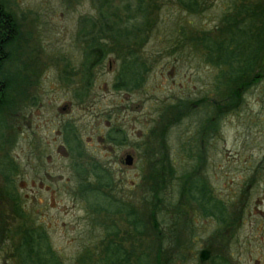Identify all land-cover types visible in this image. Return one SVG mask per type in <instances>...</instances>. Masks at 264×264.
<instances>
[{"label":"rangeland","instance_id":"1","mask_svg":"<svg viewBox=\"0 0 264 264\" xmlns=\"http://www.w3.org/2000/svg\"><path fill=\"white\" fill-rule=\"evenodd\" d=\"M157 1L165 3L152 37L145 45L131 48L141 59V68L136 69L138 73L135 68L125 70V77L136 73L140 83L116 90L113 83L123 69L122 61L113 54L96 66L92 83L85 84V89L72 68H68L71 78H62L67 76L61 72L65 59L75 68L83 62L80 21L94 15L92 0H4L20 24L21 38L26 41L28 37L22 58L32 57L38 70L32 79L36 78L35 85L29 87L35 102L19 115H5L19 133L5 130L7 142H2L6 147L0 149V166L12 161L17 169L11 168L14 176L10 181L0 173V188L5 195L18 193L30 216L27 222L13 209V200L0 198V227L5 226L10 235L0 240V264H21L10 253L20 237L19 232H12L23 222L29 226L33 221L45 228L63 264H75V258L91 251L102 257L109 249L105 231L94 221L92 224L88 214V204L98 209L96 204L101 201L90 194L85 199L73 195L80 163L90 173L88 183H105L90 170L96 162L107 170L117 204L128 203L124 210H115L114 226L108 232L119 243L117 254L126 251L124 256L131 264H158V260L159 264H264V180L256 186L253 181L248 183L251 164L264 156V78L242 95L241 111L222 115L219 132L205 143V150L198 129L215 109L205 102L192 109L190 103L208 94L209 100L220 102L237 89L238 81L228 82L222 75L216 91L214 83L228 66H214L201 50L188 45L173 50L170 44L173 31L175 38L178 34L177 27L215 32L221 15L232 12L240 0H207L208 7L196 15L180 14L174 0ZM253 65L242 76L245 81L264 74V54ZM180 100L187 105L181 108L184 115L174 121V115L171 111L166 114L165 109ZM167 121L171 124L164 134L165 167L171 161L178 177L192 170L187 179L190 186L196 179L206 180L220 206L216 213H207L202 208L204 197L192 192V220L173 217L175 203L184 200L180 190L185 180H171L167 174L166 182H171L158 194L161 201L155 214L159 226L155 231L149 218L154 196L147 187L157 178L147 180L148 163L154 159L153 151H164L151 130L159 132ZM126 154H131V165L122 161ZM11 179L15 190L5 187ZM247 186L250 189L245 190ZM239 187L245 190L241 196ZM203 250L206 258L200 261Z\"/></svg>","mask_w":264,"mask_h":264},{"label":"trees","instance_id":"2","mask_svg":"<svg viewBox=\"0 0 264 264\" xmlns=\"http://www.w3.org/2000/svg\"><path fill=\"white\" fill-rule=\"evenodd\" d=\"M92 2L95 8L94 15L84 16L80 21L79 34L84 46V58L82 64L88 63L89 65L91 63V66H98L107 55L113 54L117 59L122 61L123 70H126L128 68H135V70L137 68H141V66L139 67L141 59L138 55H136V52L132 49L128 50L124 47H131L134 45H138L141 47L147 43L149 37H152L153 35L152 30L157 27L159 14H161V8L165 1L160 3L157 0H92ZM173 3L175 5H178L180 14L186 15H196L198 14V12H202L206 9V7H208L207 0H174ZM237 3L238 2L234 3V6L231 10L243 12L246 14L251 11L250 7L247 4V1L240 0L239 3ZM0 12L4 15L3 17L7 19L9 17H13V13L7 9L4 0H0ZM244 19L245 18H241V21H244ZM10 27H1L0 38L6 36L5 34L9 32ZM244 27L245 26H241V28ZM13 28V39L15 41L12 40V44H8L6 43V41H3L2 50L5 49L4 44H7L8 48L5 49L6 56L9 60V56L12 57V60L14 61L15 59L17 63L13 65V68H10L11 63L8 65V60L6 61L3 59L0 63V84H2L3 86L0 90V149L6 147H4L5 144L2 143L7 142L5 130H8L7 134H10L11 132H16V134L19 133L18 127L16 129H13L14 125H12L11 122H8L5 119V115L10 117L19 115L21 112L25 111L29 103L35 102L33 101V97L29 95V87L35 85L34 82L36 81V78L34 79V81H32L31 72L35 74V72H37L38 70V65H36V61L34 62L33 58L30 56L27 57L26 60L22 58V49L25 48L27 41L24 42V39L21 38V30L19 26H14ZM175 29H177L178 32L177 36L176 38L174 37V30L171 34L170 39V44L172 45L173 50L178 49L173 44L174 40L178 38L182 39L185 37L188 38V43L193 45L190 46L191 49L195 48L196 50H201L200 52L203 53L204 58L207 59L211 64H214V66H222L221 64L224 63L228 66L227 72H220L218 81H216L215 83L217 89L222 83L223 74L224 76H226L228 82L232 80L236 82L239 77L248 75V70L250 71V69H252L254 66V63L247 62V51H234L226 47L224 48L225 44L239 42L238 38L240 36L237 35L236 37L235 33H232L230 35V28H223L226 35L222 36V39L220 37V32L218 34H215V38H211L210 33L206 31H197L198 29H188L187 31H185L184 29H182V27H177ZM241 38L243 40H246L247 37L242 35ZM7 50H9V52ZM13 52L15 53V57L11 56L13 55ZM238 58L241 59V63ZM136 75L137 74H133V72L129 77L124 76L123 78H121V75H119L120 77H117L116 81L113 83L114 88H126L129 84L134 85L133 83H135L136 81L137 82L135 83V85L139 84L140 81L138 82V80H136ZM226 86L227 89H230V86L228 84H226ZM233 102L234 97L230 95L229 99L226 102L227 104L225 105V108L227 109L225 112L233 110ZM174 104L175 105L172 106L168 105L170 107L165 109V113L167 114L169 111H171L170 114L174 115L173 120L177 121L180 119V116L182 114L184 115V113H181V108L187 105V101L180 100ZM218 108H220V106H215V110ZM222 115L220 116V114L215 111V114L212 117L210 115L200 125L198 133L202 142L201 146H204L205 143H208L213 135L218 132L220 124L219 122ZM170 124L171 122L167 121L163 126H159L161 128L159 132L155 129L151 130V133L153 135L159 137V145L164 151L161 154V152L158 151L157 148L155 151H153L154 159L148 163L150 167L147 174V180L153 179L154 177L157 178L152 186L151 184H149L147 187L148 190L149 186L151 187V191L154 196V201L152 202L153 205L149 212V218L150 224L152 228L155 229V231H158L159 226L155 214V210L158 208V203L161 201L158 197V194L167 187L168 183L171 182H166L167 174L171 180L173 178L180 179L182 177H184L185 180V182H182L180 190V194L182 195V198L184 200L182 201L180 199L175 203L174 210L172 209L173 217L176 214L179 216V218L186 217L191 219V217L193 216V211L191 208V204H189V199L193 196L192 192L196 194L199 193L204 197V200L202 201V208L207 210V213H216V211L218 210L217 208H219L220 206V201L215 199L211 195V191L209 192L210 189L206 180L196 179L190 186L187 179L192 170L184 173L182 177H178L176 175V169L171 161H169V165L165 167L162 161L165 160L166 155L168 154L167 147L165 145L164 134L170 127ZM14 137H16V135H14ZM71 148L73 149V147ZM203 149L206 150V147L204 146ZM79 153L82 154V151H79ZM201 156L204 157V155L201 154L199 156L200 160H202ZM3 157L6 158L5 155H3ZM78 165H80L81 171H79L78 175H76L79 182L77 190H74L73 195L75 198L82 197L85 199L90 194L101 201V203L96 204V206H99L98 209H94L93 205L88 204V214L89 218L92 221V224L94 221L95 224L103 228V230L105 231L104 236L107 239V246H109V249H105L102 257H95V251L81 254L78 258H75V264H131L129 258L124 256L126 254V251H124L121 256L117 254L119 243H116L115 240L113 241V238H110L115 237L113 235V232H108V230L114 226L113 213L115 212V210L118 212H120L119 209L124 210L128 203L122 202L119 205L117 204L118 201H116L113 198L114 196H112L113 183L111 179H109L107 170H102L98 162L93 163L92 169L90 170H92L93 173H96V176L100 180L103 178L105 179V183L101 184L98 182L88 183V174L90 173H88V171L85 169V167H83L81 163ZM11 168L17 169L12 161H8L6 165L0 166V173L6 178L5 181H10L9 177L11 176L12 178L14 176V170H11ZM96 170H98L99 173L95 172ZM5 187L9 188V190H15L13 179H11V184L6 185ZM2 190L3 189L0 188V198H2L3 196L5 198L7 197L11 199V201L13 200L15 202V205H13V209L20 215V217L26 219L25 211L21 206L22 199L20 200L21 197H18L19 194L16 192H12V197V195L9 196L8 194L5 195L4 193H2L4 192ZM150 202L151 201L146 200L147 205L150 204ZM101 204H108L107 206H110V208L106 207L104 209ZM186 222L189 223L188 220H186ZM18 229V231L17 229H15L13 232L11 231L13 235L15 234V232H19L18 234L20 237L16 240L10 253L11 256H14L16 259L19 258V260H22L21 264H63L61 256L51 247L49 236L45 228H42L41 226L31 227L30 225H25V223L23 222L19 225ZM5 230V226L2 225L0 227V240L10 238V235H7L8 233L5 232ZM100 239H102V237ZM205 252L206 250L200 251V261L205 260ZM160 253L161 251H158V255H160Z\"/></svg>","mask_w":264,"mask_h":264},{"label":"flooded vegetation","instance_id":"3","mask_svg":"<svg viewBox=\"0 0 264 264\" xmlns=\"http://www.w3.org/2000/svg\"><path fill=\"white\" fill-rule=\"evenodd\" d=\"M208 3V1H207ZM248 6L250 7V12L249 13H243V12H238V11H232L230 13H223L220 18L219 24L217 28V30H215V32H211L210 36L214 37L215 34H218L219 32L221 33V39L222 36H225V30H223V28L225 27L226 29L230 28L229 34L231 35L232 33H235L236 37L237 35L240 36L238 38L239 42H235V43H229V44H225L224 48H228L230 50H234V51H247L246 55H247V62L249 63H254L256 58H259V55H263L264 54V0H250L247 2ZM4 15L0 12V30L1 27H7L9 29V32H7V34H5L6 36H4L3 38H0V63L1 61L4 60H8V65L11 63L10 68H13V65H15L17 62L12 60V57L9 56L10 60L8 59V57L6 56V48H8L7 44H4V50H2L3 47V41L8 44H12V40L13 39V30H14V26H19L20 24L17 21V18L13 15V17H9L8 19L3 17ZM6 16V15H5ZM235 18V20H234ZM241 18H245L244 21H241ZM241 26H245L244 28H241ZM249 26V27H247ZM219 30V31H218ZM228 34V35H229ZM244 35L246 36V40H243L241 38V36ZM28 38H26L27 44L28 43ZM188 38H178L175 39L173 42V44L175 45L176 48L180 49L181 47H185L186 45H188V47L193 46L192 44L188 43L189 40H187ZM177 40V41H176ZM15 41V40H14ZM24 41V42H26ZM209 42V41H208ZM209 44V43H208ZM6 45V46H5ZM133 46L131 47H124L126 49H131ZM125 49V50H126ZM9 52V50H7ZM12 52V50H11ZM14 52H13V57L14 56ZM240 57V56H239ZM239 59V58H238ZM240 63H241V59ZM85 64V65H83ZM81 63V65H78V68H75L73 66H71V62L69 60H65L64 61V65H63V70L61 71L62 74L66 73V75H64L62 78L69 80V78H71L72 73H70L68 71V68L73 69L74 75H76V78H80L82 81L80 83L83 82V87L81 89H85V84H90L92 83V78H93V74H94V69L96 68L95 66H91V63L88 65V63ZM31 71H32V67H31ZM30 71V72H31ZM139 71L136 70V73H138ZM32 79L34 76V73H32ZM121 77L125 76V70H122L121 72ZM226 76H224L223 74V78H225ZM264 78V74L262 75V73L255 74L250 81H245L244 77H239V79L237 80V89H235V91H231L229 92L230 95H232L234 97V102H233V110L229 111H235V112H239L241 111V108L243 107V97L242 95L246 92L247 89H249L254 83H256L257 81H260ZM1 82V80H0ZM215 84V83H214ZM2 84H0V90L2 88ZM114 88V86H113ZM220 88V85L218 87V89L216 88V84H215V89L216 91H218ZM79 89V90H81ZM116 90H120V89H116ZM32 93V92H31ZM31 95V94H30ZM230 95H226L227 97L223 98L222 100H219L220 102H215L213 100H209V94L207 96H203L202 98L198 99V101H195V103H190V106H192V109H196L197 107H199V103H208L211 104L213 106L212 109H215V106H220V108L216 109L215 111H217V113L220 114V116L223 114L225 115L227 112H225L227 109L225 108V105L227 104V100L229 99ZM62 109H65V107L63 106ZM191 108H189L188 110L191 111ZM228 112V113H229ZM215 117V116H214ZM219 128H220V124H219ZM219 132V130H218ZM204 145V144H203ZM205 146V145H204ZM203 146V147H204ZM126 156V155H125ZM125 156L123 158V163L125 160ZM264 156L260 157L259 159H255L253 161V163L251 164V168L253 167V170L251 171V175L249 178V182L253 181L255 182V186L258 184V182L260 180H264ZM127 165V164H126ZM250 168V169H251ZM257 179V182H256ZM247 183V184H248ZM250 189L249 186H247L245 188V190ZM242 188L239 187L238 192L240 194V196L243 194V192L245 191ZM23 210L25 211V209L23 208ZM30 216L29 213H27L25 211V217L26 220L28 222L29 219H27ZM32 222V221H30ZM31 227H42L44 228L41 224H35L34 221L29 224Z\"/></svg>","mask_w":264,"mask_h":264},{"label":"water","instance_id":"4","mask_svg":"<svg viewBox=\"0 0 264 264\" xmlns=\"http://www.w3.org/2000/svg\"><path fill=\"white\" fill-rule=\"evenodd\" d=\"M124 162L127 165H131L132 164L133 161H132L131 154H126Z\"/></svg>","mask_w":264,"mask_h":264}]
</instances>
